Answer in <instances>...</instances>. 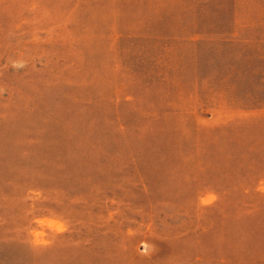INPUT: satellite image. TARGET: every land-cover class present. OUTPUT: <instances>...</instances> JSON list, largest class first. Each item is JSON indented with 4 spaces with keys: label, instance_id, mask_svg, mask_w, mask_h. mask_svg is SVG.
Returning a JSON list of instances; mask_svg holds the SVG:
<instances>
[{
    "label": "rangeland",
    "instance_id": "1",
    "mask_svg": "<svg viewBox=\"0 0 264 264\" xmlns=\"http://www.w3.org/2000/svg\"><path fill=\"white\" fill-rule=\"evenodd\" d=\"M0 264H264V0H0Z\"/></svg>",
    "mask_w": 264,
    "mask_h": 264
},
{
    "label": "clouds",
    "instance_id": "2",
    "mask_svg": "<svg viewBox=\"0 0 264 264\" xmlns=\"http://www.w3.org/2000/svg\"><path fill=\"white\" fill-rule=\"evenodd\" d=\"M40 242H41V241L38 239V240H37V243H40Z\"/></svg>",
    "mask_w": 264,
    "mask_h": 264
}]
</instances>
